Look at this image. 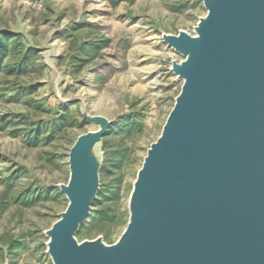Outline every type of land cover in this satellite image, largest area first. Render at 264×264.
<instances>
[{
    "label": "rangeland",
    "instance_id": "374dc122",
    "mask_svg": "<svg viewBox=\"0 0 264 264\" xmlns=\"http://www.w3.org/2000/svg\"><path fill=\"white\" fill-rule=\"evenodd\" d=\"M111 1L0 0V31L20 35L32 54L25 73L0 76V179L25 172L8 192L0 182V203L5 192L8 205L0 213V264H53L48 232L69 203L61 190L69 182L71 149L83 136L105 131L87 159L96 208H112L115 220L75 238L101 240L102 255L128 226L136 177L183 86L174 68L186 58L165 37H196L208 11L202 0ZM87 43H96L92 58L82 56L74 66L70 56ZM130 116L140 122L136 127L106 137ZM33 130L40 132L35 142L28 136ZM39 188L60 196L29 207L13 203L21 191ZM14 241L20 247L11 257Z\"/></svg>",
    "mask_w": 264,
    "mask_h": 264
},
{
    "label": "water",
    "instance_id": "95a60500",
    "mask_svg": "<svg viewBox=\"0 0 264 264\" xmlns=\"http://www.w3.org/2000/svg\"><path fill=\"white\" fill-rule=\"evenodd\" d=\"M202 2L200 39L165 37L192 56L174 68L185 82L139 175L127 232L101 258V240L78 245L96 197L84 157L105 131L80 137L53 264H264V0Z\"/></svg>",
    "mask_w": 264,
    "mask_h": 264
},
{
    "label": "trees",
    "instance_id": "16d2710c",
    "mask_svg": "<svg viewBox=\"0 0 264 264\" xmlns=\"http://www.w3.org/2000/svg\"><path fill=\"white\" fill-rule=\"evenodd\" d=\"M123 0H112L111 3L113 5L119 3ZM96 49V43H87L85 45L79 46L75 50V54L70 56V62L75 66L76 62L83 60L82 56L86 57V59L92 58V53ZM31 51L24 47L21 42L20 35H8L4 34L0 31V76L4 73L6 75L11 74H22L26 72L28 67L29 60L31 58ZM12 56V58H10ZM79 59V60H78ZM140 122L135 118V116H130L127 120L120 124L112 125L110 127V133L106 135L112 136L114 133L119 131L127 132L133 126H137ZM3 128V127H1ZM37 131V132H36ZM40 132L38 130H33L28 133L30 139L35 142L38 141ZM1 163V160H0ZM20 168L14 169L7 173V176L0 179V182L5 184L6 191L12 190L16 182L24 175ZM5 192L2 194V202L0 203V213H2L7 207V203L5 202ZM47 195H59L57 189H53L51 192L44 191L43 188H39L38 190L25 189L21 191L15 198L13 199L14 204H19L21 207H29L33 205L43 198H46ZM99 193L97 194V197ZM4 197V198H3ZM98 200L94 199L91 203V206L94 207L91 214L88 217V220L82 224L80 230L77 232L75 236L82 237V231L85 229H89L95 224L99 226H104L105 224H110L115 220V212L112 208H96L98 204ZM105 240L109 241V236H105ZM20 243L16 241L11 242L8 245V255L11 257L15 256L16 250L19 249Z\"/></svg>",
    "mask_w": 264,
    "mask_h": 264
},
{
    "label": "bare ground",
    "instance_id": "6f19581e",
    "mask_svg": "<svg viewBox=\"0 0 264 264\" xmlns=\"http://www.w3.org/2000/svg\"><path fill=\"white\" fill-rule=\"evenodd\" d=\"M208 18H210V13H209V11H208V16H207V18H206V20L204 21L205 23H207V21H208ZM200 31H201V27H198L197 28V31H196V33H197V38L198 39H200ZM166 39H172L171 37H166ZM173 49L174 50H176V47L175 46H173ZM177 51V50H176ZM178 52H180V51H178ZM179 54H182L181 52L179 53ZM186 57V61L185 62H188L189 60H190V58H191V53L190 54H186L185 55ZM181 66L182 65H177L176 67H175V71H178L180 68H181ZM185 82V79H183V83ZM181 95V94H180ZM94 144H96V143H94ZM94 144H92L91 146H90V148L94 145ZM89 148V149H90ZM88 149V150H89ZM88 150L86 151V155H85V157H84V159H85V163L89 166V168H91L92 169V166L89 164V162H88V159H87V152H88ZM152 150V147L150 148V150L148 151L149 153H150V151ZM148 157H149V154L147 153V155H146V157H145V159H144V162H143V164H142V167H141V169L139 170V172H138V175H137V177H136V181H135V183H134V185H133V189H132V192H131V195H130V198H129V207H130V210H133V209H131V208H133V203H134V197H135V192H136V188H137V183H138V180H139V175H140V173L143 171V169H144V166H145V164H146V160L148 159ZM68 165H69V182H68V186L67 187H65L66 188V191H64L63 189V191L61 190V192L62 193H64L66 196H67V198H68V201H69V203H68V205H67V208H66V210L64 211V213H62V215H61V217H60V219L56 222V223H54V225L52 226V228L49 230V232H48V236H49V243H48V252L50 253V256H51V258H54L53 257V255H52V251H53V244H54V231H55V229L62 223V221L64 220V218L66 217V215H67V213H68V211H69V209L72 207V205H73V203H74V200H75V196H74V193H73V191H74V182H75V170H74V167H73V159L71 158V157H69V160H68ZM90 174V173H89ZM88 183H89V185L92 187V195L93 196H95V193H96V185H94L93 183H92V181H91V179H90V176H88ZM92 198H94V197H92ZM127 230H128V227H127V229H126V232H127ZM125 232V233H126ZM123 237V236H122ZM122 237L118 240V242L116 243V244H114V245H112V246H109L108 248H106L107 250H109L110 248H112L113 246H117L119 243H120V241L122 240ZM96 243V241H86V242H83V243H78V245L79 246H83V245H85V244H90V245H92V244H95ZM98 254V253H97ZM98 257H100L99 256V254H98ZM101 258V257H100ZM54 264H56V263H54Z\"/></svg>",
    "mask_w": 264,
    "mask_h": 264
}]
</instances>
